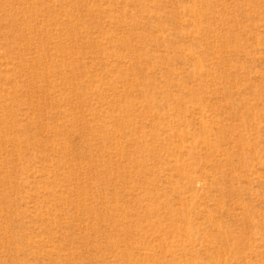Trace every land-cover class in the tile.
<instances>
[{
  "label": "rangeland",
  "instance_id": "374dc122",
  "mask_svg": "<svg viewBox=\"0 0 264 264\" xmlns=\"http://www.w3.org/2000/svg\"><path fill=\"white\" fill-rule=\"evenodd\" d=\"M0 264H264V0H0Z\"/></svg>",
  "mask_w": 264,
  "mask_h": 264
}]
</instances>
